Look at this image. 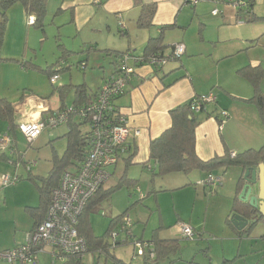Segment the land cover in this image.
<instances>
[{
  "label": "crops",
  "instance_id": "0c3cea01",
  "mask_svg": "<svg viewBox=\"0 0 264 264\" xmlns=\"http://www.w3.org/2000/svg\"><path fill=\"white\" fill-rule=\"evenodd\" d=\"M217 1L201 2L191 9L185 5L184 0H139L138 2L135 0H49L47 15H56L57 26L62 28V31H66L63 36L92 52L87 59L89 63L93 55L106 54L114 58V60L109 58L103 60L107 67L102 68L105 70L104 74L93 93L99 90L104 78L116 71L117 53L135 51L137 54L144 55L149 40L161 35L163 48L160 53L164 55L171 54L176 44L185 46V54L163 68L155 69L148 65L140 67L138 76L129 86L127 93L117 101L118 108L128 119L129 127L133 132L139 131L140 135L133 134L128 140L130 152L124 160L135 154L133 160L130 163L124 160L119 162L115 168L111 169L109 181L116 175L120 166L123 168V174L133 170V174L137 171H145L144 173L147 172L151 176V178L148 177L147 192H141V188L137 186L140 200L135 204L137 206L143 201L145 205L154 206L156 219L153 218L154 212L152 213L146 207L152 215L147 220L141 232L142 235L139 234L137 226L134 227L137 230L133 228L135 239L152 242L155 231L158 230V238L166 241L178 240L181 245L184 239L178 224L186 223L194 229L195 238L204 239L213 235L215 238L212 241L213 245L222 238H224L222 240L239 241V248L234 254H228L224 250L219 260L220 264L225 260L233 259H236L234 264H238L243 257L249 258L247 249L244 250L243 247L246 239L249 241L255 239L257 246L259 242H262V246H259L258 250L251 255L256 260H252L249 264H256L257 259L264 256V235L256 236L255 230H252L253 232L246 236L242 231L248 226L244 230H238L233 222L227 223L228 218L232 219L234 214V200L240 192L239 181L243 175L242 168H230L226 172L227 175L215 172L216 175L222 176V183L214 189L200 185L209 174L201 171L193 172L190 174L192 176L190 181H197L196 186L202 188L201 190L190 187V183L181 177V173L153 177L157 164L149 161L151 141L159 138L172 127L170 111L189 103L195 97L211 92L217 96V103L209 105L207 110L215 111L216 114L204 120L196 129L198 157L203 161H210L217 156L223 157L227 150L232 155H237L249 149H260L264 145V123L257 106L251 102L256 94V88L247 76V72L254 70L264 72V0H254L251 17L246 16L244 10L241 12L226 3L217 4ZM151 4L157 6L152 25L148 28H140L138 19L142 8ZM215 10H219L220 14L213 15ZM25 17L27 18V15L22 6L16 5L12 8L8 37L11 35L12 20L14 24H18V20L22 19L24 22ZM252 18H255V22H247ZM28 24L31 25L30 20ZM165 27L170 28L162 31ZM27 31L29 38L31 32L28 27ZM19 71L26 74L22 69ZM85 84L91 90L89 82ZM258 90L264 93V80L260 83ZM45 94L41 96L35 92L33 94L17 92L11 96H5L14 107V119L17 125L38 120L62 110L59 98L56 103H52ZM66 105L71 107L74 104L67 101ZM223 111L229 114L226 121H223L221 115ZM198 115L202 117L203 113ZM75 121H77L76 118H74ZM69 128L70 124H65L54 131L45 130L32 145L28 144L18 130L15 132V151L6 150L4 153L11 159L9 162L14 167V173L9 174L20 175V172L21 180L23 177H28L27 182L23 184L2 187V176L8 174L0 176V252L9 251L24 244L27 235L35 229L38 219L42 217V212L35 217L27 211L28 208H38L40 205L37 186L28 179L29 177L37 179L34 176L37 174L38 179H44L50 175L56 160L61 159L67 150L66 136ZM6 133H8V124L0 122V135ZM55 139L58 141L54 142ZM26 143L28 146L23 149ZM59 144H63L62 150L58 149ZM33 148L40 152H34ZM32 159L39 161L29 172L26 167L29 164L27 161ZM77 169L73 166L70 170ZM122 177L123 175L120 178ZM138 182L140 180L133 175V183L138 185ZM158 187L160 190L157 189ZM32 190L36 197H33ZM168 192H174L172 216L170 210L166 211V198L162 195ZM202 192L205 195L220 193H217L215 197L210 196L204 222H195V214L188 220L186 209L183 207L184 198L197 199L192 205L195 210L206 203L201 197ZM213 202L216 203L214 207ZM224 204L228 210L231 209L229 216L221 213L220 208ZM13 207L15 212L12 214L10 211ZM217 207H219L218 210ZM254 220H256L255 223H260L256 218ZM251 222L252 220H249V224ZM8 225L12 228V231L9 230L10 234L5 232L8 230L6 229ZM220 227L224 233L222 235L225 236L217 234ZM260 238L262 241H259ZM206 252V257L211 264V259L208 257L211 246L206 249ZM47 254L50 255L47 251L42 253L46 256ZM218 263L212 262V264ZM0 264L6 263L0 261Z\"/></svg>",
  "mask_w": 264,
  "mask_h": 264
},
{
  "label": "built area",
  "instance_id": "2783aa9c",
  "mask_svg": "<svg viewBox=\"0 0 264 264\" xmlns=\"http://www.w3.org/2000/svg\"><path fill=\"white\" fill-rule=\"evenodd\" d=\"M208 0H184L185 5L196 7ZM250 0H218L217 4L226 3L236 10H249ZM220 14L219 10L213 15ZM33 23V19L30 20ZM186 52L183 44L173 46L169 55L160 52L150 56L137 57L135 51H127L117 57V73L103 80L92 104L71 106L54 112L46 117L18 126L20 133L29 145H32L45 130L54 131L68 124L72 117L86 122L88 131L84 140L88 146V153L83 164L76 171H67L63 174L60 185L52 191L50 205L45 219L27 237L25 244L10 251L0 252V261L6 264H38V256L49 251L53 260L64 256L82 258L89 251L85 237L78 232L79 220L89 201L111 178V169L129 154V138L139 136V131L129 127L126 115L116 107V100L123 97L138 76L139 64L160 69L170 62L179 60ZM60 70H56L50 79L56 85L60 79ZM217 103V96L210 94L195 97L191 101V109L200 113L203 108ZM223 121L229 118L226 111L221 113ZM13 139L8 133L0 135V152L13 150ZM35 162L27 164V171H31ZM19 166V165H18ZM21 177L18 174L2 176V187L18 184ZM222 183L220 178L209 175L200 185L216 188ZM122 231H114L110 239L115 247L122 238V234L131 236V219L124 218ZM180 234L184 240L192 241L195 238L194 229L186 224H178ZM126 232V233H125ZM127 234V236H126ZM136 256L143 258L148 253L151 259L155 258L154 247L151 243L135 241Z\"/></svg>",
  "mask_w": 264,
  "mask_h": 264
},
{
  "label": "rangeland",
  "instance_id": "374dc122",
  "mask_svg": "<svg viewBox=\"0 0 264 264\" xmlns=\"http://www.w3.org/2000/svg\"><path fill=\"white\" fill-rule=\"evenodd\" d=\"M189 8L194 9L195 7ZM11 10L12 9L8 11V26L5 42L3 47L0 49V59L7 60L0 64V83L3 82L2 86H0V97L5 98V96H11L13 94H16L17 92L21 94H33L35 92L38 95L46 93V98L51 99L52 103H56V100L58 98L60 99L59 88L61 87L71 86L72 84L82 85L89 82V86L91 89L90 91H95L104 74L103 72L105 71L102 68L107 67L104 64L103 60L106 58L114 60L112 56H107L106 54H98V56L93 55L91 58V62L85 63L84 61H86L88 57L92 55V52H90V50L86 47H80L79 43L76 42V44L72 40L67 39L65 36H63L66 31H62L63 29L57 26L55 22L56 15L46 16L44 29H39L31 26L32 24H28V17L24 18V22L22 19H19L18 24H14V20H12V29L10 28L11 35L10 37H8ZM27 27L31 32L29 38ZM27 62L28 64L35 65L38 68H42L43 71L41 69H33L31 66L29 68H24L23 65ZM85 64H88V66L85 70H83L82 67H84ZM62 67H64L65 70L57 74L59 75L60 79L54 86L50 83V74H48L47 71L51 70L52 72H55L56 70H60ZM18 68L25 71L26 74L21 73ZM66 91L68 93L66 100L73 104L74 91H70L69 88H67ZM52 94L53 96H51ZM80 128L82 134H85L89 129L87 125H81ZM57 141L58 139L54 140V142ZM59 145L60 146L58 147V149L62 150L63 146L61 144ZM27 146V143L24 144L23 149H26ZM34 152L39 153L40 150L34 149ZM38 161V159H32L30 161L28 160L27 163H36ZM12 165L13 164H11L9 161L7 163L5 161L4 163H0V168L2 169L0 170V176L2 174L10 175L9 173H14V167ZM123 172V168L122 166H120L116 175L106 184L105 189L107 190L111 187L117 186L120 182V177L121 175H123ZM144 172L145 171H137L133 174V170H130V173H127V177L130 180H133L134 175L137 179L140 180V182H138V185H133V183H127L126 181H124L121 187L116 192H114L110 198L105 200L100 207L96 208L94 212L90 214V223L95 236H103L109 229L111 221L114 218L124 214L125 212H127V216H129L132 220L133 228L137 226L140 232L139 234L142 235L141 232L145 228L147 220H149L152 213L154 212V206L151 207L149 206V204L145 205L143 201L140 202L137 206L135 204L140 200L138 194L139 191L137 192V186L141 188L140 191L143 193L147 192L148 190V177L151 178V176L147 172ZM19 174V176H21L20 172ZM37 175L34 176H36V180L40 182V179H38L39 177H37ZM27 177L28 176H26V178ZM181 177H183L187 182L190 183V187L202 190V188L196 186L197 181H190L192 179V176L181 174ZM26 178L23 177V179L18 184L27 182ZM157 189L160 190L159 187ZM253 192L256 196L259 194L258 184L253 186ZM32 193L33 197H36V194L33 190ZM173 193L174 192H168L166 194H162L164 195L163 198H166V211L170 210L171 216L174 214ZM217 193L219 194L220 192ZM217 193L214 192L205 195L202 192L201 197L206 201V203L205 205H200L195 210L192 208V205L197 199L195 197H190L188 199L184 198L183 207L186 209V217L188 218V220L190 218H193L195 214V222H204V214L206 213L207 203L211 197L217 196ZM181 204V201H179V205ZM215 205L216 203L213 202L212 206L214 207ZM146 207L150 209L152 213L146 210ZM225 207L226 205L224 204L220 208L221 213L227 214L226 216H229L231 209L228 210V208L226 207L225 209ZM218 208L219 207H217V210ZM10 212L13 214L15 212V208L13 207ZM155 214L156 212L153 213L154 219H156ZM216 224L218 225V223ZM133 228L132 231H134ZM6 229L8 230H5V232L6 234H8L9 230L12 231L11 225H8ZM116 230L121 232L122 227L119 226ZM173 230H175V228ZM254 230V235L263 236L264 221H260V223L256 224V226H254L253 228V231ZM139 234H137V236H139ZM217 234L225 236L222 235L224 233L222 232L221 227ZM122 238H125V234H122ZM213 239H215L213 235H210V237L204 239H199L196 237L193 242L183 240L181 241V253L179 252L173 255L169 260L163 262L162 264H210L209 259L206 257V249L210 248V246L211 253L208 257L211 259V264L212 262H219L218 264H220L219 260L223 256L224 250L228 254H234L240 245L239 241L235 242L236 240L229 239L222 240L224 238L220 239L213 245ZM261 239L262 238H260L259 241H262ZM106 242H108L109 245H113L110 238L107 239ZM244 243L245 244L243 247L244 250L247 249L246 252L249 258L243 257L242 261H240L238 264H249L252 262V260H256L255 258H252L251 255L255 252V250H258L259 246H262V242H259L257 246L255 239H252V241L246 239ZM111 247L109 250L110 255L102 253L100 251H92L86 254L83 260H76L74 258L64 256L60 259H57L55 263H53V259L49 254H47V256L40 254L39 264H117L116 260L122 261L124 264L144 263L143 258L136 257V251L134 250L135 247L132 244L118 246L116 248ZM112 255H114L116 259H114ZM223 262L221 264H223ZM256 264H264V256L258 258Z\"/></svg>",
  "mask_w": 264,
  "mask_h": 264
},
{
  "label": "trees",
  "instance_id": "16d2710c",
  "mask_svg": "<svg viewBox=\"0 0 264 264\" xmlns=\"http://www.w3.org/2000/svg\"><path fill=\"white\" fill-rule=\"evenodd\" d=\"M139 0H135L138 2ZM49 0H0V49L3 47L7 32L8 26V11L12 9L16 5H20L24 8L25 13L29 20L33 19L32 26L44 29L45 21L47 16ZM254 6V0L249 1V10L246 13V16L251 17L252 8ZM157 6L156 4L146 5L142 8V13L138 19V26L140 28H148L152 25L153 17L156 13ZM242 12V11H241ZM255 18L248 20L247 22H255ZM170 27H165L162 31L168 29ZM163 36H159L157 38H151L145 48L144 56H150L152 54L158 53L162 50ZM70 53V52H69ZM122 53L116 54V71L112 74L115 75L117 73V57ZM137 57H143L141 54H137ZM7 60L0 59V64ZM86 62H88L86 60ZM85 62V63H86ZM32 67L33 69H41L35 65L24 63V68ZM86 64L84 65L83 70L86 69ZM137 66H144L143 64H139ZM64 67H62L59 71L62 72ZM244 71V70H243ZM245 70L244 72H246ZM50 74L49 78L55 74L51 70L47 71ZM247 76L249 80L254 84L256 88V94L251 99L260 113L261 119L264 123V93H261L259 89L260 83L264 79L263 71H250L247 72ZM110 75V76H112ZM108 76V77H110ZM106 77V78H108ZM104 78V79H106ZM134 81V79H133ZM132 84V83H131ZM130 84V85H131ZM74 91V106H84L90 105L93 103L96 93H93L89 90L86 84L77 85V86H66L59 88V96L61 101V108L65 109L67 104V91L66 89ZM119 97L115 104L117 106V101L120 99ZM119 109V108H118ZM203 113V116H199V113H195L191 109V101L189 103L182 104L175 109L170 111V115L172 118V127L165 131L159 138L151 141L150 143V159L149 161H154L157 164L156 170L153 171V177H164L174 173H181L184 175H190L193 172L201 171L207 173L209 175H213L214 177L222 179V176H218L215 172H221L223 175L230 168L239 167L243 169V175L239 181L240 192L238 196L234 200V207L232 215V219L235 214L242 215L252 222L248 225V227L242 231L246 236L250 235L254 226L258 223H253V220L256 218L259 221H264V215H261L260 212L256 209H253L248 203H244L239 200V195L242 192L243 187L245 186V174L248 169H258L261 164H264V145L260 149H249L243 153L232 155L229 150L226 151L223 157H215L210 161L201 160L196 152V129L200 126V124L213 116H215L216 112H210L207 110V107L203 108L200 112ZM74 118L78 121L74 122ZM0 122H5L8 124V134L13 139V149L16 148L15 142V132L18 129V126L15 123L14 119V107L12 103L6 99L0 97ZM70 128L68 135L66 136L68 139V147L66 152L64 153L61 159L56 160L55 166L51 171L50 175L47 178L40 179L38 182L35 178L29 177V181H32L37 186V189L40 194V205L38 208H28L27 211L35 217L38 216L39 212H42V217L38 219L35 228L43 222L46 217L50 201L52 191L60 185L62 176L67 170L75 166L76 168H80V166L85 161V158L88 153V146L86 141L84 140V134L81 132V125H87L86 122L79 119V117H72L69 121ZM88 126V125H87ZM20 132V131H19ZM15 151V150H14ZM130 152V146H129ZM135 155V154H134ZM134 155H131L129 158H124L121 161H126L130 163ZM9 157L0 152V163L8 162ZM14 160V159H12ZM208 175V176H209ZM207 176V178H208ZM206 178V179H207ZM205 179V180H206ZM203 180V181H205ZM126 181L127 183H133V180H130L127 177V173L123 174V177L120 178V182L117 186L111 187L109 189H105V185L95 194V196L89 201L87 204L83 214L79 220L78 232L81 236L85 237L88 243L89 252L92 251H100L102 253H106L110 255V247L113 248V245H109L107 239L110 238L112 232L117 231L116 229L120 226L123 227L124 218L127 217V212L124 214L114 218L109 226L107 232L101 236L97 237L93 233V229L90 223V214L94 212V210L100 207L105 200L111 197V195L116 192L122 185V183ZM135 185V183H133ZM129 217V216H128ZM43 218V219H42ZM130 218V217H129ZM231 218H228L227 223L232 222ZM132 222V220H131ZM133 224L130 229L131 236H127L124 238V241L121 239L117 242L116 247L123 246L127 244H132L134 246L135 241L146 242L144 240H137L133 236L132 232ZM158 230L155 231V235L153 237L151 243L154 247L155 258L151 259L148 253H145L143 257V264H162L169 260L173 255L181 252L180 241L171 240L166 241L158 238ZM241 232V233H242ZM126 233V232H125ZM193 241V240H192ZM25 244V243H24ZM23 245V244H22ZM19 247V246H18ZM17 248V247H16ZM15 249V248H14ZM135 250V249H134ZM10 251V250H9ZM135 256V255H134ZM70 258H74L76 260H80L82 258H77L73 256H67ZM114 259L116 257L112 255ZM137 258H141L136 256ZM53 259V258H52ZM236 259L233 260H225L223 264H233ZM117 264H124L122 261L116 260ZM55 263V260H53ZM38 264H39V256H38Z\"/></svg>",
  "mask_w": 264,
  "mask_h": 264
},
{
  "label": "water",
  "instance_id": "95a60500",
  "mask_svg": "<svg viewBox=\"0 0 264 264\" xmlns=\"http://www.w3.org/2000/svg\"><path fill=\"white\" fill-rule=\"evenodd\" d=\"M259 185V194L252 195L253 186ZM239 200L244 203H248L253 209L264 215V164H261L258 169H248L245 174V186L241 194L239 195ZM233 225L238 230H244L248 224L249 220L239 214H235L232 219ZM254 220L253 223H255Z\"/></svg>",
  "mask_w": 264,
  "mask_h": 264
}]
</instances>
